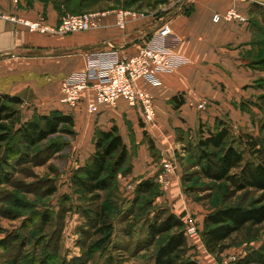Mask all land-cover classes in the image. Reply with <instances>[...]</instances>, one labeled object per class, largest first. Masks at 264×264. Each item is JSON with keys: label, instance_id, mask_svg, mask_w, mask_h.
Here are the masks:
<instances>
[{"label": "rangeland", "instance_id": "obj_1", "mask_svg": "<svg viewBox=\"0 0 264 264\" xmlns=\"http://www.w3.org/2000/svg\"><path fill=\"white\" fill-rule=\"evenodd\" d=\"M39 1L62 6L68 0ZM174 2L175 0H70L68 10H62L61 18L126 9L158 20L160 26L165 17V9ZM249 20L253 30L262 28V14L252 15ZM258 38L264 41V35H259ZM243 64L256 71V77L244 88L247 94L245 98L240 103L232 101L231 104H225L231 114L225 113L227 111L224 107L219 111L217 106L221 105L220 102L217 101L212 106L210 101L201 99L200 103L207 101L210 106L206 109L210 108L219 117L214 120L207 111L199 109L208 120L213 119L211 124L197 125L192 133L188 132L189 137L184 133V140L176 143L179 147L172 154L175 158L168 159L175 166L174 174L179 172L182 180L174 189V205L181 201L182 194L190 208L196 207L198 213L210 212L222 206H248L260 195L254 191L235 192L225 182L215 183L205 179L201 174L196 148L202 133L207 135L208 130L215 129L220 120L231 128L232 139L244 134L263 136L260 129L264 124V107L259 97L264 94V48H253L243 55ZM228 88L225 83H217L218 91L225 93V90L229 91ZM22 100V105H12L22 122L37 120L45 115L44 112L52 113L34 109L29 106L30 100ZM202 113L198 112L199 120ZM119 116L101 127H95V122L94 132L93 129L84 130L76 123L74 126L61 125L56 134L29 149L18 145L16 140L0 144V171L3 173L0 180V264H154L156 250L170 234L150 243L147 241V228L157 217L162 216L164 210L170 211L165 196L172 190V185L171 189L169 186L174 174L166 172L167 161L158 164V171L152 170L153 175L146 170L144 174L130 180L128 177L134 174L139 155H150L153 162L160 163V155L150 143V138L153 139L152 131L147 127H154L152 130L162 136L166 135L163 136L165 140L169 139L170 130L159 129L158 119L146 125L140 115L123 113ZM167 120L172 123L171 118ZM0 126L8 128L11 125L3 122ZM113 128H117L122 137L128 151V161L110 189L87 195L72 184L73 175L94 154L96 133ZM179 133L181 132L176 129V137ZM242 145L237 144V147L243 150ZM144 146L147 150L143 151ZM17 151L21 152L20 155H16ZM250 158V155H245L246 160ZM159 173L157 179L160 183L157 180L154 191L142 195L136 193L140 179L143 181ZM124 178L126 181L122 182ZM53 190L54 193L51 194ZM180 204L174 207L178 212L184 209V204ZM100 212H105L107 221L113 227L112 231L105 234L100 231L103 223L97 222ZM189 212L192 214L191 209ZM46 217H50V221ZM195 218L197 215H194ZM106 238H109L107 246L94 251V245ZM194 240L197 243L195 248L189 245L182 258L197 260L198 256V264L215 259L223 264H239L240 259L264 241V223L247 227L235 234L226 242L228 249L218 256H209L206 249L200 247V240Z\"/></svg>", "mask_w": 264, "mask_h": 264}, {"label": "crops", "instance_id": "obj_2", "mask_svg": "<svg viewBox=\"0 0 264 264\" xmlns=\"http://www.w3.org/2000/svg\"><path fill=\"white\" fill-rule=\"evenodd\" d=\"M255 5L264 7V0H194L185 7L183 13L173 19L172 31L180 40L175 46V51L186 58L188 63L173 73L161 74L159 76L161 85L158 87L145 81L139 82L142 90L154 96L158 127L162 131L170 130V134H167L169 139L165 140L163 136L166 135L162 136L152 130L154 127H147L152 131L153 139L150 140L160 155V163L153 162L150 155L141 157L139 155L135 162L134 174L128 177L129 180L144 174L146 170L153 175L152 170L158 171L156 168L158 164L175 158L172 154L179 147L176 145L178 142L176 129L179 132L192 133L197 125L205 126L206 123L210 125L213 119L219 117L209 108L204 111L213 119L208 120L205 113L198 109L200 101L208 100L212 106L218 101L221 103L217 106L219 111L224 107L227 111L225 113L231 114L225 104H231L232 101L240 103L245 98L247 94L244 88L256 77L254 74L256 71L243 64V55L253 48H264L258 38L259 34L251 28L249 20L252 15H264L263 10ZM232 8L243 15L247 22L213 21L215 14H224ZM0 9L30 20L45 17L51 25H56L60 20V15L53 4L39 0L32 3L19 0L17 4L14 0H0ZM104 24L107 27L100 30L60 36L32 33L11 22L0 20V93L26 98L30 100V107L42 112L59 110L70 114L76 124L82 126L84 130L93 129V132L95 122L97 123L95 127H101L118 119L123 113L140 115L138 109L129 106L124 100H119L114 106H101L95 115L88 113L85 103L73 109L60 101L61 82L70 74L84 69L85 56L89 52L102 49L107 43H113L123 54L132 56L143 45V35L153 32L160 23L146 17L129 24L122 31L114 26V17L111 15L104 20ZM217 83L227 84L229 91L225 90V93L218 91ZM181 94L184 96L185 104L180 109H175L171 100ZM198 112L202 113L201 120L197 116ZM168 118L172 119V123L167 120ZM144 150H147L145 146ZM159 175L160 173L149 178H154L157 182ZM124 181L126 178L122 182ZM181 181L179 172L172 175V184L170 182L169 186L171 189L172 185V190L165 196L168 208L176 216H184L186 226L188 221L192 220L202 232L208 211L198 213L196 207L190 208L182 194L181 201H178L177 205L172 204L174 189ZM180 203L184 204V209L178 212L175 208L180 206ZM188 208L192 210V214ZM193 214L197 215L196 220ZM195 241L189 239V245L195 248L197 244ZM197 241L201 244L200 247L205 249L201 237ZM197 258L199 261L200 257ZM208 262L210 261L203 264Z\"/></svg>", "mask_w": 264, "mask_h": 264}, {"label": "trees", "instance_id": "obj_3", "mask_svg": "<svg viewBox=\"0 0 264 264\" xmlns=\"http://www.w3.org/2000/svg\"><path fill=\"white\" fill-rule=\"evenodd\" d=\"M33 1L28 0L29 3ZM69 3L70 0L64 2L62 6L54 4L60 19L63 14L62 10H68ZM255 6L261 8L264 14L263 6ZM254 30L257 34L264 35V15L262 28H254ZM260 42L264 44V41ZM259 100L264 107V94L259 97ZM22 102V98L18 96L0 93V125L3 122H9L11 125L8 128L0 126L2 130L0 144L16 140L21 147L33 148L56 134L61 125L74 126L75 124L72 115L59 110L41 115L37 120L22 122L18 118V111L12 108V105H22ZM171 103L175 109H180L185 104L183 94L174 96ZM216 126L215 129L208 130L207 135L202 133L196 145L202 176L215 183L225 182L235 192L254 191L260 195L248 206L239 204L222 206L206 214L200 237L206 251L213 256H218L228 249L226 242L235 234L247 227H256L264 223V124L260 129L263 136L244 134L233 139L231 128L226 122L220 120ZM184 133H179L178 142L184 140L185 134L189 137V133ZM150 143L154 148L152 141ZM237 144L239 146L243 144L244 149L240 150ZM20 153L17 151L16 155ZM246 154L251 158L246 160ZM127 161L128 151L117 128L98 131L95 135V152L89 161L74 173L72 184L87 195L106 191L113 186L119 171ZM2 176L3 173L0 171V180ZM156 185L154 178L143 180L138 184L136 193L138 195L148 194L155 190ZM50 193L53 194L54 190ZM98 216L97 222L103 223L100 231L104 234L112 231V224L107 221L105 212H100ZM183 218L184 216L179 217L164 210L162 216L157 217L148 225L147 241L150 243L170 234L156 250L154 264H198L194 258H182L186 249L189 248ZM46 219L50 221V217ZM108 240L109 238H106L96 243L94 251L104 249ZM239 261V264H264V241Z\"/></svg>", "mask_w": 264, "mask_h": 264}, {"label": "built area", "instance_id": "obj_4", "mask_svg": "<svg viewBox=\"0 0 264 264\" xmlns=\"http://www.w3.org/2000/svg\"><path fill=\"white\" fill-rule=\"evenodd\" d=\"M193 2L194 0H175L168 6L166 12L164 11L162 25L151 34L143 35V45L132 56L123 54L113 43H107L106 47L89 52L85 56L84 69L70 74L61 82V103L73 109L85 103L88 113L95 115L101 106H114L119 100H124L129 106L138 109L140 118L146 125L155 122L157 113L154 96L142 90L139 82L145 81L158 87L161 85V74L173 73L188 63L186 58L175 51V46L180 40L172 31V21ZM14 3L17 4L18 0H14ZM111 15L114 17V26L122 31L129 24L146 17L133 10L117 9L76 16L67 15L56 25H51L45 17L30 20L0 9V20L11 22L32 33L60 36L106 28L104 20ZM213 21L246 23L247 19L232 8L224 14H215ZM207 106V101H203L198 104V109L206 110ZM165 169L166 172L174 174L173 162L168 161ZM185 235L191 240L200 238V231L192 220L187 223ZM206 264L223 263L215 259Z\"/></svg>", "mask_w": 264, "mask_h": 264}]
</instances>
